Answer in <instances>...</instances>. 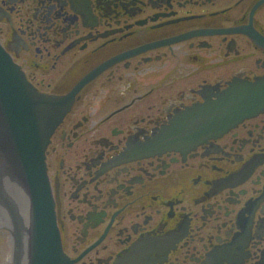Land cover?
<instances>
[{
    "label": "flooded vegetation",
    "instance_id": "af4514ba",
    "mask_svg": "<svg viewBox=\"0 0 264 264\" xmlns=\"http://www.w3.org/2000/svg\"><path fill=\"white\" fill-rule=\"evenodd\" d=\"M0 42L62 98L65 264H264V0H0ZM5 183L0 264H31L30 199Z\"/></svg>",
    "mask_w": 264,
    "mask_h": 264
},
{
    "label": "water",
    "instance_id": "95a60500",
    "mask_svg": "<svg viewBox=\"0 0 264 264\" xmlns=\"http://www.w3.org/2000/svg\"><path fill=\"white\" fill-rule=\"evenodd\" d=\"M227 98L224 127L244 114L230 112ZM60 101L32 87L0 42V177L17 199L20 190L30 199L22 209L33 216L31 264H65L46 172L47 144L65 112Z\"/></svg>",
    "mask_w": 264,
    "mask_h": 264
}]
</instances>
